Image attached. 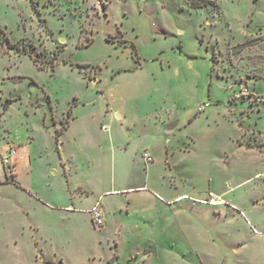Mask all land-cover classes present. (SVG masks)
I'll list each match as a JSON object with an SVG mask.
<instances>
[{
    "label": "rangeland",
    "instance_id": "1",
    "mask_svg": "<svg viewBox=\"0 0 264 264\" xmlns=\"http://www.w3.org/2000/svg\"><path fill=\"white\" fill-rule=\"evenodd\" d=\"M208 1L0 0V264H264V0Z\"/></svg>",
    "mask_w": 264,
    "mask_h": 264
},
{
    "label": "built area",
    "instance_id": "2",
    "mask_svg": "<svg viewBox=\"0 0 264 264\" xmlns=\"http://www.w3.org/2000/svg\"><path fill=\"white\" fill-rule=\"evenodd\" d=\"M243 94H244V91L242 90L239 93H236L235 96L238 97ZM13 153H14V150L12 151V154ZM142 159L145 162L152 161V157L147 151H144L142 153ZM5 161H7V159H5ZM88 212L90 214L91 221L93 222L94 225H96L97 227H102L104 225L105 223L104 211H103V208L101 207L99 200L95 202V204L88 210Z\"/></svg>",
    "mask_w": 264,
    "mask_h": 264
},
{
    "label": "crops",
    "instance_id": "3",
    "mask_svg": "<svg viewBox=\"0 0 264 264\" xmlns=\"http://www.w3.org/2000/svg\"><path fill=\"white\" fill-rule=\"evenodd\" d=\"M117 116L119 117V115L117 114ZM107 140H108V142H109V144L111 145V144H113V145H115V143H114V137L113 136H108V138H107ZM116 147H118V145L116 144L115 145ZM114 147V146H113ZM115 148V147H114ZM144 151H148V149L147 148H145V149H143V152ZM142 152V153H143ZM142 153H141V159H142ZM148 153L151 155V157H152V154L148 151ZM142 161L146 164V166H148V164L149 163H152L153 161H154V158L152 157V161H150V162H145L143 159H142ZM70 186V185H69ZM80 186H78V188H79ZM141 187H146V184L145 185H143V186H141ZM121 190H124V189H121ZM111 191H120V189H114V190H111ZM107 192V191H106ZM101 196V195H100ZM99 196V197H100ZM99 197L97 198V199H94V200H92L90 203H89V205H87V206H85V207H83L82 206V208L81 209H86L87 211L95 204V202L97 201V200H99ZM100 204H101V207L103 208V211H104V219H105V222H106V217H105V210H104V207L102 206V202L100 201ZM89 213V212H88ZM92 222V221H91ZM105 224V223H104ZM263 225H261V224H259L260 225V228L259 229H257V228H254V233L257 235V236H260V238H261V240H262V242H264V221H263V223H262ZM262 252V253H261ZM260 253H261V257L263 258L262 260H264V245H263V248L260 250Z\"/></svg>",
    "mask_w": 264,
    "mask_h": 264
},
{
    "label": "trees",
    "instance_id": "4",
    "mask_svg": "<svg viewBox=\"0 0 264 264\" xmlns=\"http://www.w3.org/2000/svg\"><path fill=\"white\" fill-rule=\"evenodd\" d=\"M254 1V3L257 1V0H253ZM32 3V2H31ZM191 3H192V6L193 7H202V6H206L208 3H209V1L208 0H191ZM215 6L216 7H218V5L217 4H215ZM1 32H3V31H1ZM4 40H5V42L7 43V46L9 47V48H12L11 46H15L14 45V43H12L11 41H10V39L8 38V36L5 34L4 35ZM29 56L31 57V59L33 60V62L36 64V62H38V59H37V57L36 56H34L33 54H30L29 53ZM63 62H66L65 60H63ZM38 66V65H37ZM39 68H41V69H44L45 67L44 66H38ZM63 128H66V126H63ZM6 180H9L8 179V177H6ZM11 181H13V182H15V184H18L14 179H11ZM93 223V222H92Z\"/></svg>",
    "mask_w": 264,
    "mask_h": 264
}]
</instances>
